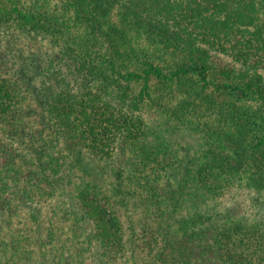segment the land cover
I'll use <instances>...</instances> for the list:
<instances>
[{"label":"trees","instance_id":"16d2710c","mask_svg":"<svg viewBox=\"0 0 264 264\" xmlns=\"http://www.w3.org/2000/svg\"><path fill=\"white\" fill-rule=\"evenodd\" d=\"M0 264H264V0H0Z\"/></svg>","mask_w":264,"mask_h":264},{"label":"rangeland","instance_id":"374dc122","mask_svg":"<svg viewBox=\"0 0 264 264\" xmlns=\"http://www.w3.org/2000/svg\"><path fill=\"white\" fill-rule=\"evenodd\" d=\"M39 113H40V108H37L36 113L34 115L35 119L39 117ZM83 157H86V155H83ZM85 162L88 164L86 167L88 168L89 175L92 178H95L97 180H104L102 174L99 172V170L97 169L96 165L93 162H91L89 159L86 160Z\"/></svg>","mask_w":264,"mask_h":264}]
</instances>
